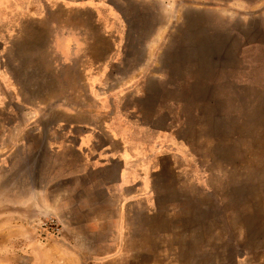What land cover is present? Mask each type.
<instances>
[{
  "label": "rangeland",
  "instance_id": "374dc122",
  "mask_svg": "<svg viewBox=\"0 0 264 264\" xmlns=\"http://www.w3.org/2000/svg\"><path fill=\"white\" fill-rule=\"evenodd\" d=\"M186 13L197 14L198 21L186 23ZM47 19L48 39L69 27L71 53L63 70L54 43H38L40 77L62 90L69 75L73 94L65 99L73 121L84 115L80 106L106 113L99 146L109 141V102L121 98L94 96L97 105H89L93 100L86 90L94 86V75L104 79L122 69L120 76L132 72L138 94L147 86L157 88L166 76V112L151 121L134 158L119 154L96 161L72 155L54 160L53 170L46 160L36 179L30 175L32 161L25 158L32 125L63 118V109L57 102L16 95V81L0 77V264H219L216 248L229 243L231 264H264V0H55ZM217 28L241 42L226 43V49L202 46L210 59L205 75L190 62L179 69L183 75H170L177 54L196 44L186 43L195 30ZM42 35L40 26V40ZM32 50L17 48L28 61L35 57ZM131 56L134 65L126 70ZM23 68L30 73L35 65ZM161 104L153 101L147 108L154 113L164 109ZM98 164L110 169L102 194L91 192L100 179L82 175L99 171ZM126 165L133 181L123 187L120 173ZM63 170L71 176L57 177L68 183L61 189L80 185L84 192L76 194L78 199L65 194L68 207L56 202L47 212L40 198ZM208 206L222 216L209 232L205 219L195 220L197 209ZM42 221L60 238H44L35 227ZM244 222L255 235L244 233ZM254 237L263 240L255 244Z\"/></svg>",
  "mask_w": 264,
  "mask_h": 264
},
{
  "label": "crops",
  "instance_id": "0c3cea01",
  "mask_svg": "<svg viewBox=\"0 0 264 264\" xmlns=\"http://www.w3.org/2000/svg\"><path fill=\"white\" fill-rule=\"evenodd\" d=\"M55 0H0V77L5 76L6 78L14 79L16 85V95L24 96V95H42L49 94L47 91H31L30 93L27 90V86L22 82L18 81V70L14 67L17 64H23L31 62L35 65L34 69H31V80L33 81L34 87L41 86L38 81L39 78L36 77L33 71L38 74V64L40 63L39 59V45L38 43H54L53 47L58 49L56 61L59 64H62L65 67V64H69L70 61V53H71V40H70V29L68 27V31L65 33L64 28L61 30V34H59L58 38L55 40L48 39V19L47 17L50 15V12L54 10ZM40 26L42 31V40H40ZM17 43H26L25 45H18ZM31 43V44H29ZM34 43V45H32ZM35 47V50H32L34 53V58L30 61L28 59L19 58L14 50L17 48L27 49L28 47L31 49ZM43 48L46 46H42ZM47 47H51L48 46ZM45 57V56H43ZM13 65V66H12ZM64 69V68H63ZM22 71L25 72L26 69L22 68ZM27 72V71H26ZM64 79V75H63ZM49 80V79H48ZM102 81V77L99 75H94V79H91L90 83L96 85L97 82ZM41 88V87H40ZM70 94V88L67 91L62 89V92H59V95ZM95 95V93H92ZM64 108V106H63ZM63 118L51 120V122L47 123V126H42V123L39 125H32V135L30 139L31 147L30 150L27 151L26 159L32 161V171L30 175L35 177L36 179L43 175L44 161L46 160H58L62 155V159H66L70 157V155H64L63 153L66 151V148H69L70 144H72V134H78L77 143L80 148V152L83 154L84 159H96L98 156H101L100 149H105L106 144L100 145L99 134L95 133L92 130L91 123L75 120L72 121L70 117H65V111H63ZM126 117L129 118L128 115ZM123 116L115 115V112H112L111 121H110V133L112 137L111 142L114 144L118 143L122 146V151L126 150L127 156H123V158L129 159L133 158L134 154L132 153L133 144L127 142V140H131L132 133L130 132L131 123H125L123 121ZM135 134V133H134ZM98 135V137H97ZM109 137V136H108ZM122 141V142H121ZM110 142V143H111ZM121 142V143H119ZM112 150V149H111ZM134 151V150H133ZM109 152V149H105L102 154ZM121 153V150L117 151ZM113 156V155H111ZM130 156V157H129ZM114 157V156H113ZM109 167H101L98 173L102 175L104 178H101V184L96 185L95 189L91 190V192L101 193L103 192V181L107 177ZM64 173L55 175V182L52 181V186L46 188L43 194L45 199L40 198L41 206L46 207V211L49 212L51 209L55 208L54 205L68 207L67 201L68 198H65V194L75 193L72 197L75 199L78 195L84 192V188L76 186V190L74 189H61L65 188L64 186L68 183H65V179L71 176V173L61 171ZM121 178L126 179L132 176V171L128 165L121 169ZM58 176H63V182H59ZM54 187V188H53ZM55 191H63L60 192L57 196L53 197V193ZM50 192L51 195H47ZM78 194V195H76ZM60 202H62L60 204ZM77 204V203H76ZM83 207V205H81Z\"/></svg>",
  "mask_w": 264,
  "mask_h": 264
},
{
  "label": "flooded vegetation",
  "instance_id": "af4514ba",
  "mask_svg": "<svg viewBox=\"0 0 264 264\" xmlns=\"http://www.w3.org/2000/svg\"><path fill=\"white\" fill-rule=\"evenodd\" d=\"M67 9H68L67 12L69 13V8H67ZM51 13L52 12H50V14ZM184 19H185L186 23H190V22L196 23L198 21L199 17H198L197 14L186 13ZM227 31L229 32L230 30L227 29ZM198 34L201 35V36L197 37ZM70 40H71V38H70ZM200 42H203V43H200ZM238 42H241V40L240 39L238 40L236 37H234V36H232V35H230L228 33L226 34L225 29L217 28V29H215L213 31H211V30L210 31L209 30L205 31V30L196 29L194 34L192 35V37L188 41H186V43H196V44L187 46V48L185 50L183 49L182 52H181L182 56L177 54L178 57L174 61L175 66H173L175 71H169V73H170V75H174V74H177L178 76L183 75V73L185 71H179V69L181 70L182 67H184V65H188L187 63L190 62V63H192L193 65L196 66V69L199 70L200 74L205 75L210 70V68H209L210 59L207 56H205V57L203 56L204 55V51L202 50V48H203L202 46H206L207 48H212L213 47L215 49H226V47H227L226 43H238ZM84 43H88V42L85 41ZM14 52L16 53V55L19 58L24 59V56L22 55V53L20 54L17 51V49L14 50ZM134 62H135V58H134V56H131L130 59H127L125 61L126 66H124V68H126V70H127L131 65H134ZM88 63H87V65H88ZM23 64H17L16 65L17 66L16 68H17V70L19 72L18 73V81L22 82L23 84H25L27 86V90H28L29 93L31 91H33V90L42 91V92H46L47 91L49 93L48 95L47 94H45V95L42 94V95H39V96L38 95L29 94V96L38 97V99H40L39 101H41V102L45 101V103H49V102H52V101L54 103L57 102L56 104H58L59 107L61 106L63 111H65V114L68 117H70L71 116L70 110L72 109V106L70 104V100L69 99L68 100L65 99V96L70 97L71 94H73L72 88H71L70 83H69L70 82L69 75L67 76L68 78L64 76V79L65 78L68 79V83H67L66 87H63V89H64V91H67L70 88V94H65L63 96V95H59V92H62V90H60V89L55 90V89L50 88V87H48L47 85L44 84L43 81L45 79L48 80L49 77H47V78L40 77L39 66H38V74L35 71H33L32 74H34L36 77L39 78L38 83L41 86H38V87L32 86L33 85V81L31 80V76H30L31 75V71H30V73H28V72L23 73V71H22ZM204 64H206L208 66H204ZM65 68H69V64H66L64 69ZM123 70L124 69L120 70L113 78H111V76H108V77H105L104 79H102V81L97 82L96 85H94L93 87H90V91H89V87H88L87 90H86V93H88L91 96V98H90L91 100H93V98H95L97 96L98 97H102V96L106 97L107 94L108 95L112 94L113 96H117L118 98L119 97L121 98V99H119L120 101H118V102L115 101L116 103H112V100H110V102H109V105L111 107L110 116L112 115V112H115V115L117 113V115L123 116V118H124L123 121L125 123H127V122L131 123L130 132L134 136L131 137L130 141L127 140V142H129V143L131 142L133 144L132 153L134 154V157H135L136 154H137V149L140 148V145H142V142H140V138H143L144 135H146V131H148V130H150V128H152L151 121L156 119V117H159L161 114L165 116V112H166V108H165V103H166V99H165L166 97L165 96H166V93H165V91H166L167 77L164 76L163 80L159 82V85H158L157 88H154L155 86H157V84L154 85L153 88H151L150 86H147L143 90V93L138 94L136 92L135 87H134V84H135L134 83V75L131 72L130 74H128V76H125V75L124 76H122V75L120 76V73H122ZM62 75H64V72L62 73ZM57 76H58V74H57ZM174 77L175 76H172V78H174ZM64 79H63V81H64ZM92 79H94V77ZM125 81H126V83L132 81V83L129 84L130 85L129 87H123L122 89H120V86L126 85V83L124 84ZM161 85H162V88L160 87ZM162 89H163V92H162ZM90 93L91 94L95 93V95L92 94L93 95V97H92V95ZM60 96L63 97V100L58 98ZM134 96H138L137 97L138 99L140 97V100L139 101L137 99H136L137 101H135V99L134 100L131 99L133 101H128V100L126 101L125 100L126 97L127 98L128 97L134 98ZM141 96H142V98H141ZM42 97H45V98H42ZM50 97H53V98L51 99ZM153 97H158V98L157 99H153ZM124 101H126V102H124ZM153 101L154 102L157 101L159 104L162 102L163 105L161 104V106L164 109H159L157 112L151 113L148 110L147 107H150V105H153ZM83 105H86V104H83ZM89 105H97V100H95V101L93 100V102L90 103ZM98 105L101 107V103H99ZM63 106H64V108H63ZM86 107L87 106H80L79 111L82 114H84V115L79 120L91 123L92 127H94L95 133L103 134V133H101L102 128H101L100 124H102V122H100V121L102 120V116L106 115V113L98 112L96 110V108H94V110L93 109L90 110V109H87ZM124 107H126V111L123 110ZM152 109H153V107H152ZM126 115H128L129 118L126 117ZM163 119H164V117H163ZM141 125H142V127H141ZM109 133H110V129H109V132H108V136L109 137L106 136L109 139V141H108V144H106L107 146H106L105 149L106 150L109 149L110 153L106 152V153H104V155L102 154L101 156H98V158H96L98 160H96V161H99L100 159H106L107 155L108 156L113 155L114 157H117V155L120 154L123 157V156H127V154H128L126 152V150L122 151V146L120 144L118 145V143L114 144L113 147L111 146L113 144L111 142V140L114 137H112L111 134H109ZM78 134L79 133L72 134L73 138H72V144H70V151H69V148H66V151L63 153L64 155H70V157L67 158V160L71 159L72 155L78 157L79 160L83 159L82 157H84L83 154L80 152L79 145L76 144L77 140L79 138ZM159 136H161V135H159ZM97 137H98V135H97ZM102 138H104V136L102 137V136L99 135L100 143L102 142V140H101ZM121 142H119V143H121ZM119 150H121V153L117 152ZM22 152L23 151L21 150L20 151V156H19L20 158L22 157ZM62 157H63V155L58 159V161H65L66 160V159H62ZM47 161H49L48 169L53 170V168L55 167V163L53 162L54 159L53 160H47ZM96 167L99 168V167H102V165L100 166L98 164V166H96ZM82 175L84 177L85 176L86 177H91V176L94 175L97 178L96 180L99 181V179H100V181H101V176H97V175H100L97 170L94 173L88 172L87 174H85V175L82 174ZM130 179H131L130 177H128L127 180L123 179L121 185L123 187H128L129 185H131L130 183H132V181H133V180L130 181ZM52 181H54V183H56L55 179H53ZM197 208H198V206H197ZM211 208H212L211 206L210 207L208 206L207 209H204V210L201 209V211H199V209H197V216L196 217H195V215L193 216V217L196 218L195 220H197V217L200 218V219H205L206 222H204V226L207 227L205 229L208 232L211 231V229H212L211 226L213 224H215V225L217 223L219 224V222H215V221H217L218 219L222 218V216L219 214V212H217L216 210L212 211ZM200 213H201V215H200ZM253 219H250L249 221H252ZM245 220H246V218L244 219V221ZM255 222H256V219L253 220V222H250V223H255ZM243 224L245 226L246 223L244 222ZM35 227L38 229V231H40V233L46 239L56 240L57 238H60V233H55L54 232V227H52V229H53L52 230L47 225V222H43L42 221L39 224L36 223ZM253 229H254V226H252L251 230H253ZM243 230H244V233L246 232L249 235L250 234L255 235L254 231L253 232L250 231V227H248V229H247L246 226H245L243 228ZM242 234H243L242 231L239 232L237 237H239ZM256 238L257 237L253 238L254 240H256V241L253 242L255 244L256 243L259 244L263 240V239L259 240L260 238H257V239ZM234 241H235V244H236L237 247L235 246V244H234V246L236 248H239L237 240H234ZM230 244L231 243L225 244V245L222 244V245H219L220 248H216V250H218L219 253H220V256L218 255L217 256V260H216L217 262H219V264H231L232 263L231 258L228 256L230 254ZM255 246H257V245H255ZM212 250L214 252V249H212Z\"/></svg>",
  "mask_w": 264,
  "mask_h": 264
},
{
  "label": "water",
  "instance_id": "95a60500",
  "mask_svg": "<svg viewBox=\"0 0 264 264\" xmlns=\"http://www.w3.org/2000/svg\"><path fill=\"white\" fill-rule=\"evenodd\" d=\"M133 28H134V26H132V30H133ZM180 44L181 43H179L177 46L179 47ZM48 122H51V120L50 121H47V120L46 121H38L37 122V125H39L40 123H42V126H45L46 127Z\"/></svg>",
  "mask_w": 264,
  "mask_h": 264
}]
</instances>
